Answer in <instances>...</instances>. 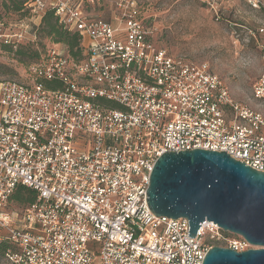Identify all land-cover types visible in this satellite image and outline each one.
Segmentation results:
<instances>
[{"label": "built area", "instance_id": "built-area-1", "mask_svg": "<svg viewBox=\"0 0 264 264\" xmlns=\"http://www.w3.org/2000/svg\"><path fill=\"white\" fill-rule=\"evenodd\" d=\"M246 1L264 10V0ZM141 3L26 5L30 17L52 9L79 32L85 57L75 61L57 45L31 65L29 82L0 81L5 263L203 264L213 246L253 248L208 220L191 238L187 218L157 216L146 195L158 158L169 151H227L264 172V66L247 102L233 100L207 62L173 55L156 42ZM91 7L109 9L111 17L89 13ZM26 19L19 21L20 32L0 31V38L21 41ZM262 23L248 29L244 41H256L264 65ZM19 184L37 196L14 208L9 198Z\"/></svg>", "mask_w": 264, "mask_h": 264}, {"label": "rangeland", "instance_id": "rangeland-1", "mask_svg": "<svg viewBox=\"0 0 264 264\" xmlns=\"http://www.w3.org/2000/svg\"><path fill=\"white\" fill-rule=\"evenodd\" d=\"M140 1L141 11L159 45L173 55L187 57L196 63L207 62L211 71L218 73L230 87L233 100L247 102L264 65L256 41L252 39L247 45L244 40L248 29L262 26L264 10L252 9L246 0ZM88 12L111 17L109 9L91 7ZM17 18L1 19L0 31L20 32ZM18 42L25 48L26 56L17 55L15 45L11 51V46L0 38V81L29 82V68L43 60L53 43L49 38L40 37L34 24L29 25ZM35 52L40 55L38 59L31 57ZM0 264L8 263L0 258Z\"/></svg>", "mask_w": 264, "mask_h": 264}, {"label": "water", "instance_id": "water-1", "mask_svg": "<svg viewBox=\"0 0 264 264\" xmlns=\"http://www.w3.org/2000/svg\"><path fill=\"white\" fill-rule=\"evenodd\" d=\"M146 197L153 213L188 219L189 237L213 221L253 248L213 246L203 264H264V172L227 151L189 149L160 156Z\"/></svg>", "mask_w": 264, "mask_h": 264}, {"label": "trees", "instance_id": "trees-1", "mask_svg": "<svg viewBox=\"0 0 264 264\" xmlns=\"http://www.w3.org/2000/svg\"><path fill=\"white\" fill-rule=\"evenodd\" d=\"M29 1L30 0H0V19L3 20L4 18L13 16H17L18 20L29 18L32 16L26 7ZM36 30L40 37L49 38L53 42L52 46H50L46 51L44 58L54 46L61 44L65 45L67 55L71 59L75 61H81V59L85 57L80 33L77 31H70V29H68L62 22L59 21L52 9H46L42 13ZM20 43L21 42H14V44H7L8 46H11V51L14 50V45L16 46L17 49L15 52L17 55L26 56L27 52L25 48H21ZM39 56L40 55L38 52H35L31 55L33 59H38ZM46 86L49 88L57 87V85L52 82L47 83ZM36 196V190H33L23 184H19L14 193L9 198V202L14 208L26 207L34 202ZM7 246H9L7 241L0 244V258L2 261H4V254Z\"/></svg>", "mask_w": 264, "mask_h": 264}, {"label": "crops", "instance_id": "crops-1", "mask_svg": "<svg viewBox=\"0 0 264 264\" xmlns=\"http://www.w3.org/2000/svg\"><path fill=\"white\" fill-rule=\"evenodd\" d=\"M39 21H40V19L37 18V17H30L29 19L24 20L23 24L25 26H28V27H29L30 24H34L35 29H36ZM28 27H27V30H28Z\"/></svg>", "mask_w": 264, "mask_h": 264}]
</instances>
